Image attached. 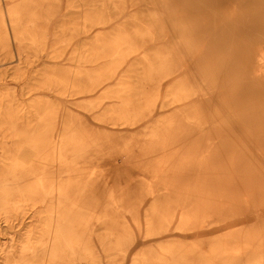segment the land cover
Listing matches in <instances>:
<instances>
[{"label": "bare ground", "instance_id": "bare-ground-1", "mask_svg": "<svg viewBox=\"0 0 264 264\" xmlns=\"http://www.w3.org/2000/svg\"><path fill=\"white\" fill-rule=\"evenodd\" d=\"M12 1L15 5L4 8L0 0V61L14 57L16 78L29 76L27 88L22 87L20 93L33 89L36 94L39 88L57 86L67 95L69 90L77 93L106 84L102 96L82 107L103 123L130 128L113 131L122 132L116 144L125 147L135 161L146 163L154 157L161 170L179 150L170 149L165 156L159 149L182 141L190 146L209 143L233 135L232 130L264 126V0H126L130 6L126 11L125 0H86L83 27L109 22V2L130 18L113 24L108 33L97 32L92 42L80 47L75 60L94 65L77 71L74 81L78 83L72 81L71 85L68 79L56 78L60 73L71 74L70 69L64 73L44 70L41 81L32 71L42 43V19L54 11V0ZM158 39V49L128 59L140 41ZM140 59L142 65L132 69L135 75L139 73L138 84L119 77L120 65ZM5 65L0 62L1 84L7 82ZM159 84L165 87L159 103L164 116L152 98V90ZM105 97L113 100L102 105L100 100ZM57 107L38 94L27 108L12 93L0 96V219L5 224L2 228L0 223L4 236L0 264H101L95 243L106 264L124 261L125 241L130 236L120 217L123 211H130L128 202L102 173L76 182L69 181L67 174L60 175L76 165L97 162L109 146L81 117L74 118L65 108L56 126ZM212 130H216L213 135ZM190 149H182L180 154L191 153ZM199 164L197 161L196 166ZM38 204L42 209L35 211ZM29 209L30 219L22 224L21 217ZM181 214L174 220V228L187 231L191 219ZM135 215L138 219L137 211ZM143 217L144 236L166 237L171 220L165 211L153 205ZM258 222L263 236L264 219ZM217 241L208 242L207 250L198 256L202 262H191L195 252H201L200 244L181 251L165 242L158 253L154 248L140 252L132 264H264V249L252 258L235 259L226 254V242L217 249ZM218 257L226 258L220 263Z\"/></svg>", "mask_w": 264, "mask_h": 264}, {"label": "rangeland", "instance_id": "rangeland-1", "mask_svg": "<svg viewBox=\"0 0 264 264\" xmlns=\"http://www.w3.org/2000/svg\"><path fill=\"white\" fill-rule=\"evenodd\" d=\"M14 3L12 0H1V7L8 8L15 5ZM86 3V0H54L51 2L54 11L42 19L41 27L44 29L42 43L38 45L36 55L38 59L31 65L33 66L32 71L37 74L39 79L42 77L44 70L55 69L64 73L70 69L71 74L64 75L60 73L55 77L68 79V85H71L72 81L76 80L75 73L77 71L89 69L94 65L93 63H86L84 66L75 60L74 55L80 47L85 43L92 42V38L97 32L108 33L113 24L122 19L130 18V16L126 17L127 15L124 14L130 8V6L127 7L128 2L126 0L125 11L123 12L113 8L112 3L109 2L107 3L110 5V9L108 8L109 22L92 27L87 24L83 27V11L88 9ZM146 42L142 44L140 41L141 45L138 44L136 53L129 56L128 59H131L133 55L140 57L143 53L158 49L160 46V39ZM41 48L43 49L40 50ZM0 54L3 55L2 48H0ZM0 57L2 56L0 55ZM13 59L14 57L0 61L5 62V67H8L5 72V75H8L7 82L0 83V96L4 92L12 93L14 98L21 101L23 107L26 108L30 99L37 94L46 97L60 107H57L56 126L59 125L60 112L65 108L66 111L71 112L70 114L74 118L81 117L86 122L87 127L92 129L93 134L104 140L109 146L97 162L92 161L76 165L69 171L60 173V175L67 174L69 181L76 182L81 178L83 180L85 178L93 179L99 173H102L113 183L116 193H120V197L128 202L130 211H123L120 218L125 231L129 233L130 237L129 239L125 238L127 251L124 261L115 264H132V258H138L139 253L148 248H154L158 253L159 245L165 242L173 244L175 249L181 251L191 250L193 245L200 244L202 248L197 250L201 252H195L194 257L191 255L189 258L193 257L194 260L190 261L195 263L204 261L202 258L198 260V256L202 254L203 250H207L208 242L213 241V239L218 240L215 245L218 247L217 249L226 242V254L235 259H239L244 255L252 258V255L257 251L260 252L259 250L264 249V235H260V222H258L259 219H264V126L257 127L255 130L249 129L253 126H248L239 131L232 130L229 132L233 135L209 143L199 142L190 146L186 145V142L180 141L181 143L168 146L163 149L164 151L159 149L160 154L167 153L165 156H169L170 149L179 150L174 159L171 158L172 160L166 162L159 170L154 157H150L151 161L146 163L135 161V158L129 154L125 147L116 144L122 132L113 130L130 129L128 126L103 123L90 110L82 107L85 102L102 96L106 84L95 90L77 93L69 90L66 91L67 95L59 91L61 88L57 86L54 89L39 88L36 94L33 89L21 94V88H27L26 81L29 76H24L22 80L16 78V66H14ZM141 65V59L123 63L118 67V75L123 80L131 82L129 83L131 85L138 84V80H141V78L138 75L139 73L135 75L132 69ZM27 70L29 72L30 67ZM74 83L78 82L74 81ZM83 83L86 84L84 81L81 84ZM111 85L109 86L111 87ZM164 88V85L159 84L158 87L152 90L153 103H156V110L161 112L160 116L166 114L161 111L159 105ZM130 94L134 95L135 93L131 91ZM112 100L113 98L105 97L100 102L104 105ZM105 126L112 131L101 128ZM205 132L207 131L205 130ZM209 132L213 135L216 130ZM248 136L251 138H247ZM206 144L211 146H202ZM185 148H191V153L180 154L181 150ZM219 149L220 152H218ZM213 152L218 153L213 155ZM200 158L201 160H198ZM143 159L148 158L144 157ZM194 159L196 162H194ZM188 160L193 161L188 163V166L183 164ZM140 161L144 160L140 159ZM197 161H200L199 167L196 166ZM55 194H57V191H55ZM153 205L165 211L168 219L171 220V226L165 230L166 237L164 238H161L159 234L144 236L142 233V229L145 227L144 213L149 211V208ZM132 208L136 209L134 213L131 212ZM34 209L35 211L41 210V204H38V207H34ZM30 210H26L22 215V224L29 221ZM136 211L138 219L135 218ZM180 211H182L181 215L183 217L191 219L187 231L174 228L177 223L174 220L177 219ZM204 221L205 225L202 226ZM0 223L4 228L5 224L1 219ZM201 227H205V230ZM200 228L202 231H200ZM241 234H243V237H240ZM3 237L0 233V242L4 241ZM95 245L101 264H106L100 246L97 243ZM218 258L216 262L221 263L226 257ZM152 261L157 260L152 259ZM210 261L215 260L212 261L211 259ZM87 264L92 263L87 262Z\"/></svg>", "mask_w": 264, "mask_h": 264}]
</instances>
